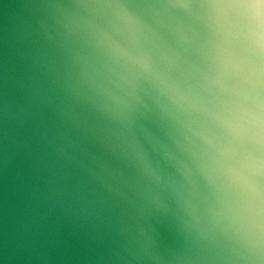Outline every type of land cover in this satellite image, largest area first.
I'll list each match as a JSON object with an SVG mask.
<instances>
[{"label":"water","instance_id":"obj_1","mask_svg":"<svg viewBox=\"0 0 264 264\" xmlns=\"http://www.w3.org/2000/svg\"><path fill=\"white\" fill-rule=\"evenodd\" d=\"M0 264H264V0H0Z\"/></svg>","mask_w":264,"mask_h":264}]
</instances>
